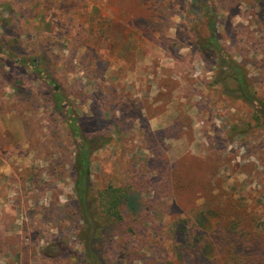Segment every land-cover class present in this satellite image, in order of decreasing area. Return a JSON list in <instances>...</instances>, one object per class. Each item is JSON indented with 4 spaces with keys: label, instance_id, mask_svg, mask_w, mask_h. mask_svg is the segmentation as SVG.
I'll return each instance as SVG.
<instances>
[{
    "label": "rangeland",
    "instance_id": "374dc122",
    "mask_svg": "<svg viewBox=\"0 0 264 264\" xmlns=\"http://www.w3.org/2000/svg\"><path fill=\"white\" fill-rule=\"evenodd\" d=\"M211 9L217 42L264 103V0H0V54L15 43L13 59L0 57V264L91 256L74 139L50 89L21 65L31 57L43 58L82 133L105 141L90 158V198L109 184L131 198L123 225L91 206L103 263L185 264L180 224L218 259L208 239L240 213L264 243V127L222 93L216 59L194 43L208 36Z\"/></svg>",
    "mask_w": 264,
    "mask_h": 264
},
{
    "label": "trees",
    "instance_id": "16d2710c",
    "mask_svg": "<svg viewBox=\"0 0 264 264\" xmlns=\"http://www.w3.org/2000/svg\"><path fill=\"white\" fill-rule=\"evenodd\" d=\"M197 2L199 0H196ZM202 1V0H200ZM205 6V4H204ZM200 8L196 11L195 21L199 20ZM208 19V36L204 39L197 40L193 38L198 50L203 52L208 58H215L217 63V73L214 83L221 87L222 93L237 101H242L251 106L254 112V118L257 123L264 127V103H259L256 100L255 92L252 84L247 77L244 66L232 60L223 50L222 46L217 42V33L214 28L215 13L211 9L205 14ZM12 16V15H11ZM10 16V17H11ZM192 21L190 24L192 25ZM14 42L6 48L1 49L4 55L0 57L5 59H13ZM21 65L31 69V74L39 77L50 89L54 101L52 110L54 112H64V122L66 129L74 139L75 152L73 163L71 165L74 173V189L77 198V207L82 209L80 219L85 225L82 242L89 250L91 255L84 259V264H109L103 263L100 255L102 243L99 238L100 226L95 230L91 228L90 209L94 201L98 204L99 212L106 218L107 221L117 225H123L122 206L131 200L128 191L120 187H114L109 184L102 187L97 192L96 200L90 198L92 189L90 182V158L98 147L105 143L101 138H87L81 131L79 118L75 114L74 109L69 102L63 97L60 92V86L48 70L43 66L42 57H31L29 59H21ZM221 203V200L219 201ZM248 220L240 213L235 217V221L228 227H223L219 224L208 239L209 245L219 252L220 258L208 259L205 257L202 250L199 249V244L192 241V237L201 238L198 230L186 229L183 225L174 227L175 238L178 243H189L191 253H183V261L185 264H264V243L257 240L252 235L250 227L246 224ZM121 228V227H118ZM93 234V236H92ZM186 235L189 242L185 240ZM87 239V240H86ZM100 247V248H99ZM98 248V249H97ZM191 254V256H190Z\"/></svg>",
    "mask_w": 264,
    "mask_h": 264
}]
</instances>
